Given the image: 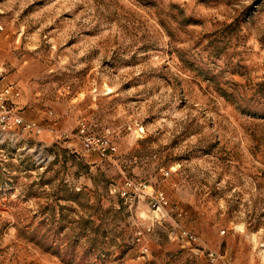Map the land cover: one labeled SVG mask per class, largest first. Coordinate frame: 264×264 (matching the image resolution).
Instances as JSON below:
<instances>
[{"label": "rangeland", "instance_id": "rangeland-1", "mask_svg": "<svg viewBox=\"0 0 264 264\" xmlns=\"http://www.w3.org/2000/svg\"><path fill=\"white\" fill-rule=\"evenodd\" d=\"M0 28V264H264V0H0Z\"/></svg>", "mask_w": 264, "mask_h": 264}, {"label": "built area", "instance_id": "built-area-1", "mask_svg": "<svg viewBox=\"0 0 264 264\" xmlns=\"http://www.w3.org/2000/svg\"><path fill=\"white\" fill-rule=\"evenodd\" d=\"M2 29V28H0ZM18 94L14 91V89L11 86H6L3 88V90L0 91V125H2V129L5 130L8 126V123L13 119L17 124H22L23 120L13 114L12 110L9 108V102L17 97ZM28 126L27 128H29ZM35 127V126H33ZM38 132H40V129L37 127ZM79 134L82 138V144L83 149L85 152H97L101 154L102 156H105L109 153L115 152L116 148L111 143V141L107 137H94L87 134V129L84 124L80 126ZM164 197H160V203H163ZM208 264H218L221 261V257L218 256L214 252H208ZM221 258V259H220ZM227 264V263H225Z\"/></svg>", "mask_w": 264, "mask_h": 264}]
</instances>
